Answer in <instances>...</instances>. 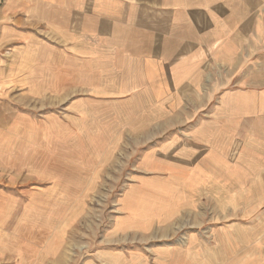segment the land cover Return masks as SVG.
Here are the masks:
<instances>
[{
	"label": "rangeland",
	"instance_id": "rangeland-1",
	"mask_svg": "<svg viewBox=\"0 0 264 264\" xmlns=\"http://www.w3.org/2000/svg\"><path fill=\"white\" fill-rule=\"evenodd\" d=\"M15 1L0 0V264H212L246 242L234 264H260L264 201L226 200L206 167L185 185L151 169L198 164V97L178 90L163 115L82 87L62 73L57 36L15 25ZM9 23L30 36H4Z\"/></svg>",
	"mask_w": 264,
	"mask_h": 264
},
{
	"label": "crops",
	"instance_id": "crops-1",
	"mask_svg": "<svg viewBox=\"0 0 264 264\" xmlns=\"http://www.w3.org/2000/svg\"><path fill=\"white\" fill-rule=\"evenodd\" d=\"M12 6L19 12L15 25L33 20L57 36L63 43L56 45L57 62L67 64L62 73L76 75L84 88L161 106L163 115L183 96L178 90L190 103L198 97V124L189 128L198 139L190 146L198 164L177 167L164 156L151 169L173 171L168 181L185 185L197 176L196 165L206 167L225 178L214 175L211 184L225 185L226 200L264 201V0H17ZM9 8L8 2L4 12ZM8 25L4 36H30ZM246 243L233 254L245 257ZM226 245L236 250L234 241ZM255 256L264 264V255ZM240 257L227 251L212 264Z\"/></svg>",
	"mask_w": 264,
	"mask_h": 264
}]
</instances>
